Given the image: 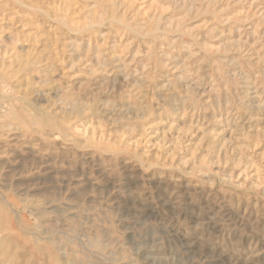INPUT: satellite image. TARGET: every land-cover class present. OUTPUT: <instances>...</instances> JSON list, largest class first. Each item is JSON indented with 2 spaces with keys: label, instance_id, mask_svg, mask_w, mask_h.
<instances>
[{
  "label": "rangeland",
  "instance_id": "374dc122",
  "mask_svg": "<svg viewBox=\"0 0 264 264\" xmlns=\"http://www.w3.org/2000/svg\"><path fill=\"white\" fill-rule=\"evenodd\" d=\"M0 264H264V0H0Z\"/></svg>",
  "mask_w": 264,
  "mask_h": 264
},
{
  "label": "bare ground",
  "instance_id": "6f19581e",
  "mask_svg": "<svg viewBox=\"0 0 264 264\" xmlns=\"http://www.w3.org/2000/svg\"><path fill=\"white\" fill-rule=\"evenodd\" d=\"M17 2H18V0H17ZM38 10H39V9H38ZM18 14H19V13H18ZM25 16H26V15H25ZM29 18H30V17H29ZM111 20H112V19H111ZM106 21H107V20H106ZM114 21H115V20H114ZM118 21H119V20H118ZM3 22H4V21H3ZM119 22H120V21H119ZM71 24H72V23H71ZM119 24H120V23H119ZM64 25H65V24H64ZM72 25H73V24H72ZM84 25H85V24H84ZM84 25H83V26H84ZM123 26H124V25H123ZM125 27H126V26H125ZM37 29H38V28H37ZM80 29H81V28H80ZM82 30H83V29H82ZM131 30H132V29H131ZM80 31H81V30H80ZM78 32H79V31H78ZM154 32H155V31H154ZM23 44H24V43H23ZM32 44H33V43H32ZM32 44H30V45H32ZM94 44H95V43H94ZM94 44H93V45H94ZM34 46H35V45H34ZM115 47H116V46H115ZM21 51H22V50H20V52H21ZM22 52H23L24 54L27 53V52H25V51H22ZM6 53H7V52H6ZM23 53H22V54H23ZM15 55H16V53H15ZM17 56H18V53H17ZM26 56H27V55H26ZM3 57H4V56H3ZM10 57H11V56H10ZM14 57H15V56H14ZM110 57H111V56H110ZM110 57H109V58H110ZM15 58H17V57H15ZM15 58H14V59H15ZM21 58H22V57H21ZM3 59H4V58H3ZM9 59H10V58H8V60H9ZM11 59H12V58H11ZM11 59H10V60H11ZM116 59H117V57H116ZM8 60H7V61H8ZM10 60H9L8 62H10ZM32 60H33V59H32ZM77 61H78V60H77ZM94 61H95V60H94ZM1 62H2V61H1ZM79 62H80V61H79ZM85 62H86V61H85ZM120 62H121V61H120ZM27 63H28V62H27ZM38 63H39V62H38ZM29 64H30V63H29ZM39 64H40V63H39ZM37 65H38V64H37ZM10 66H11V64H10ZM12 66H13V65H12ZM16 66H17V65H16ZM27 67H28V66H27ZM115 67H116V66H115ZM118 69H119V68H118ZM17 70H19V69H17ZM23 70H24V69H23ZM25 70H26V69H25ZM31 71H32V70H31ZM36 72H37V71H36ZM30 73H34V72L32 71V72H30ZM35 74H36V73H35ZM20 77H21V76H20ZM45 84H46V83H45ZM99 86H100V85H99ZM26 87H27V86H26ZM20 95H21V94H20ZM33 96H34V95H33ZM35 96H37V95H35ZM42 96H43V95H42ZM35 98H36V97H35ZM35 100H36V99H35ZM68 103H69V102H67L66 105H67ZM106 104H107V103H106ZM106 104H105V105H106ZM76 107H77V105H76ZM78 107H80V106H78ZM82 107H83V106H82ZM67 108H68V109H67ZM67 108H66L67 111H68V110H69V111H72V110L75 109V106H73L72 104H69V105L67 106ZM64 109H65V108H64ZM57 111H58V110H57ZM74 111H75V110H74ZM77 111H78V110H77ZM78 112H79V111H78ZM70 113H72V112H70ZM76 113H77V112H76ZM74 114H75V112H74ZM91 138H92V137H91Z\"/></svg>",
  "mask_w": 264,
  "mask_h": 264
}]
</instances>
